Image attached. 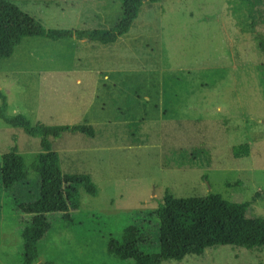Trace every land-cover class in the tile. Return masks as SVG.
I'll list each match as a JSON object with an SVG mask.
<instances>
[{
    "label": "rangeland",
    "instance_id": "obj_1",
    "mask_svg": "<svg viewBox=\"0 0 264 264\" xmlns=\"http://www.w3.org/2000/svg\"><path fill=\"white\" fill-rule=\"evenodd\" d=\"M9 1L50 29H110L121 17L118 0ZM228 2H144L114 44L25 38L12 60L0 61L9 116L23 115L32 124L87 123L95 130L94 138L65 133L51 144L62 173L87 174L95 183V196L80 191L78 211L101 225L87 235L49 215L51 229L34 264H132L107 252L109 238L120 236L127 219L142 228L141 249L157 252L158 221L151 214L165 193L254 199L247 217L264 218V29L241 32ZM48 69L107 71L91 115L81 121L79 106L86 101L76 100L80 92L91 97L88 80L77 87L63 75L45 94L36 73ZM239 145L249 146L248 156L234 158ZM13 146L28 176L14 192L0 180V264H20V231L29 217L16 201H29L38 190L32 167L40 153L38 138L0 119V168ZM161 264H264V250L220 246Z\"/></svg>",
    "mask_w": 264,
    "mask_h": 264
},
{
    "label": "trees",
    "instance_id": "obj_2",
    "mask_svg": "<svg viewBox=\"0 0 264 264\" xmlns=\"http://www.w3.org/2000/svg\"><path fill=\"white\" fill-rule=\"evenodd\" d=\"M121 17L110 29L70 30L50 29L23 12L9 0H0V61L12 57L17 46L25 38H45L53 42L70 38L89 40L110 45L127 34L144 2L160 0H118ZM233 18L241 32L253 33L264 29V0H229ZM263 47L261 39H257ZM6 95L0 91V119L26 135L39 139L40 153L33 164L38 177V190L31 193L29 201H16L17 211L29 218L21 228L20 264L38 261L41 243L51 229L49 215H60L66 225L87 235L95 231L101 222L89 213H80V191L90 196L97 194V187L87 174H64L59 166V156L52 148L51 139H59L65 133H79L94 138L90 124L46 125L32 124L23 115L9 116ZM249 146L233 148L234 158L248 156ZM24 158L13 146L1 158L0 180L2 187L14 192L27 180ZM254 199L233 203L217 194L202 197L175 198L165 193L163 201L151 214L158 221V251L148 254L141 249L144 243L142 228L131 219L117 237H110L107 252L114 259L132 264H161L163 261H182L185 257L203 256L210 248L232 246L248 250H264V218L247 217ZM48 264V263H45ZM84 264V263H78ZM96 264V263H89Z\"/></svg>",
    "mask_w": 264,
    "mask_h": 264
},
{
    "label": "crops",
    "instance_id": "obj_3",
    "mask_svg": "<svg viewBox=\"0 0 264 264\" xmlns=\"http://www.w3.org/2000/svg\"><path fill=\"white\" fill-rule=\"evenodd\" d=\"M64 1L66 2L68 0H64ZM67 29L74 30V31L76 30V28H67ZM66 40L80 41V40L76 39L75 37L74 38H70V39H66ZM22 42H21V44H22ZM87 42H90V41L87 40ZM90 43H95V42H90ZM13 55H12L11 58H9L7 60H12ZM14 69L15 68L9 69L8 73L12 74L15 71ZM36 74L39 76V79H40L39 80V85L43 89L42 93H45V94H49V93L52 94L54 92L55 87L59 86V84H60V80H59L60 77H62L63 75H64V77H72L74 79V84L77 87H81L84 84V79L88 80L87 82L92 87V90H91V92L89 94V95H91V97L85 98L83 96L84 95L83 92H80L79 93V97L76 99L77 102H78L79 99L81 101H83V102H84V100L86 101L84 104H81V106H79V111H80L79 114H80L81 121L84 118H86L87 115H91V110H92L93 104H95V102H97L99 100V98L97 97V94H98V91H99V88H100V79L103 78V79L108 80L107 75H105V74H107V71H104V70H91V69L59 70V69H48V70H44V71L43 70L38 71V73H36ZM56 100H58V99L56 98ZM102 117L104 119H106L105 115H103Z\"/></svg>",
    "mask_w": 264,
    "mask_h": 264
}]
</instances>
